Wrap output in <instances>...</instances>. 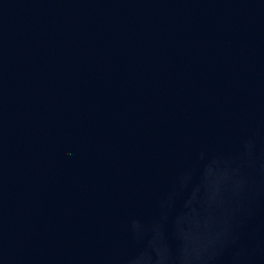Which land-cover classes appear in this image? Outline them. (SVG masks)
Wrapping results in <instances>:
<instances>
[{"label": "water", "instance_id": "water-1", "mask_svg": "<svg viewBox=\"0 0 264 264\" xmlns=\"http://www.w3.org/2000/svg\"><path fill=\"white\" fill-rule=\"evenodd\" d=\"M0 264H264V0H0Z\"/></svg>", "mask_w": 264, "mask_h": 264}]
</instances>
